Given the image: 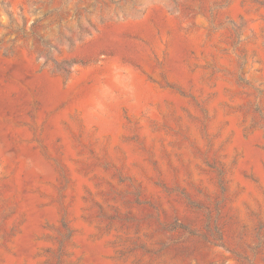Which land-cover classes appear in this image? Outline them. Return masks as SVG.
Listing matches in <instances>:
<instances>
[{
	"label": "rangeland",
	"instance_id": "1",
	"mask_svg": "<svg viewBox=\"0 0 264 264\" xmlns=\"http://www.w3.org/2000/svg\"><path fill=\"white\" fill-rule=\"evenodd\" d=\"M0 264H264V0H0Z\"/></svg>",
	"mask_w": 264,
	"mask_h": 264
}]
</instances>
